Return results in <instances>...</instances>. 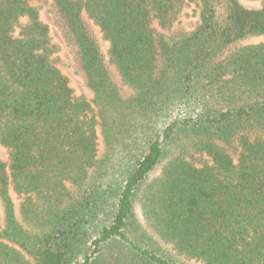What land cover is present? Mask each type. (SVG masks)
Masks as SVG:
<instances>
[{
	"label": "trees",
	"instance_id": "1",
	"mask_svg": "<svg viewBox=\"0 0 264 264\" xmlns=\"http://www.w3.org/2000/svg\"><path fill=\"white\" fill-rule=\"evenodd\" d=\"M33 1L0 0V264H264V6L51 0L88 98Z\"/></svg>",
	"mask_w": 264,
	"mask_h": 264
},
{
	"label": "rangeland",
	"instance_id": "2",
	"mask_svg": "<svg viewBox=\"0 0 264 264\" xmlns=\"http://www.w3.org/2000/svg\"><path fill=\"white\" fill-rule=\"evenodd\" d=\"M51 0H35L32 2L33 5L39 7L41 19L47 23L50 27L51 37L58 45V57L60 59L59 67L63 71L65 75L68 76L70 80V85L74 89L76 95H84L88 98L93 97V92L91 89L87 87L84 82V79L77 74L72 66L73 56L70 53L68 46L62 37L60 31L54 24V19L52 14L49 11V3ZM239 2L245 6L246 8H261L264 6V0H239ZM200 21V7L198 0H185V5L183 8V12L180 15L179 19L175 22L173 27L170 30L162 29L157 23L154 26L160 31L167 32L169 34L186 32L194 29ZM95 26V30L102 42L104 52H107L109 48V42L104 40L102 37V33L97 25ZM245 44H257L264 43V35L256 36L247 39ZM100 149H102V141L100 144ZM1 155L4 159H7L9 156V149L1 146ZM18 203V200H17ZM3 225V210L0 203V228ZM194 264H202L200 262H194Z\"/></svg>",
	"mask_w": 264,
	"mask_h": 264
}]
</instances>
